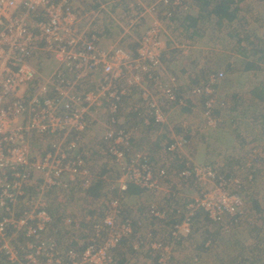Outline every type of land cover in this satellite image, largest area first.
Segmentation results:
<instances>
[{"label": "built area", "instance_id": "obj_1", "mask_svg": "<svg viewBox=\"0 0 264 264\" xmlns=\"http://www.w3.org/2000/svg\"><path fill=\"white\" fill-rule=\"evenodd\" d=\"M158 1L150 9L153 14H161L165 8L164 16L171 18L177 10H188L186 0ZM85 2L0 0V252L7 250L8 236L11 242L24 232L21 236L27 234L26 238L36 239L35 252L28 256L26 264H116L115 251L135 237V250H155L156 264H168L176 243L183 235L192 233L196 209L204 210L215 222L224 221L226 229L238 222L234 218L243 205L237 193L241 180L223 178L211 166L182 172L184 178L194 175L202 186L214 183V188L211 192L204 188L201 199L186 205L179 203L176 194L172 195L174 219L181 222L171 228L169 244L157 237L153 229L145 232L142 220L127 217L122 200L116 198L107 204L105 218L92 222L82 251L69 248L61 252L55 239L41 237L43 224L50 226L54 221L50 214L39 211L48 204L43 196L68 193L71 185L83 190L92 186L81 140L86 129L97 121L95 115L101 108L105 106L111 114L110 128L102 135L105 152L121 174L112 189L121 193L132 184L154 198L165 191L163 179L168 175L167 169H154L149 153L136 150L132 133L116 128L119 104L135 87L140 88L143 101L138 115L145 117L148 124H162L165 117L161 101L184 103L175 95L174 80L170 83L162 78L158 27L146 31L132 57L123 48L103 47L97 34L81 33L80 17L87 16ZM39 54L53 55L57 68L49 79L35 85L39 74L32 60ZM98 72L101 76L96 81ZM223 77V73L210 74L191 89L192 97L212 96ZM151 85L157 98L146 88ZM215 103L211 97L205 109L207 123L213 128L219 124L214 115ZM34 135L49 137L53 142V149L36 159L32 148ZM183 143H187L184 138ZM37 177L42 181L35 186ZM253 185L251 181L249 187ZM35 189L40 190L38 202L31 197ZM148 214L151 219L165 221L167 212L150 203ZM121 216L124 218L119 220ZM65 228L79 229L80 224L67 218ZM30 245L21 251L24 256ZM4 257L7 258L2 256L0 260Z\"/></svg>", "mask_w": 264, "mask_h": 264}, {"label": "rangeland", "instance_id": "obj_2", "mask_svg": "<svg viewBox=\"0 0 264 264\" xmlns=\"http://www.w3.org/2000/svg\"><path fill=\"white\" fill-rule=\"evenodd\" d=\"M157 1L86 0L84 12H87V16L80 17L79 28L83 35L96 33L101 39L100 44L103 47L110 45L120 47L134 57L141 46L146 31L154 26L158 27L159 41L162 43L160 48L162 78L170 83L174 80L175 95L184 103L181 105L180 102L161 101L163 103V117L165 118H163L164 123L160 125L168 123L169 120L170 127L158 128L154 126V122L148 124L145 117L138 115L143 99L142 91L135 87L131 95L125 97L119 104L116 128L127 129L134 135L136 150L149 153L154 169L164 167L168 170V175L163 179L165 191H162L160 196L153 198L151 193L141 191L138 188L137 190L132 189L126 194L119 193L117 189H112L113 183L119 180L121 174L116 162L105 152L106 144L102 140V135L106 129L110 128L108 122L111 114L104 106L99 110V113H96L97 121L86 129L81 140V151L86 153L85 162L91 171L92 186L88 190H83L71 185L69 186L71 191L68 193L62 194L61 191L58 194H45L43 197L48 204L39 211H44L47 215L51 211L55 222L53 221L50 226H47V222L43 224L44 229L41 232V237L43 240L47 237L55 239L61 252L67 248L83 247L87 241L88 229L92 222H101L105 218L107 204L117 197L116 199L122 200L127 217L142 220L145 222V232L149 230L148 228L153 229L157 237L166 241L169 239V231L173 226L171 222H173L172 218L174 217L172 209L175 205V199L172 195L176 194L177 198L181 200L180 203H194V201L201 199V191L204 188L207 189V192H211L214 188V183L202 186L194 175L183 179L179 175L180 171L186 164L187 167L193 166L194 170L195 168L202 169L211 166L223 178L231 177L241 180L239 181L241 187L237 188V193L240 194L243 205L238 211H243L246 216L239 229H235V232H242V240L236 243L235 239H228L227 236L232 233H225L221 229V225L206 221L204 216L206 214L210 218L209 214L199 209L198 213L202 211L205 214L193 221V233H191L193 236L181 245L174 246L173 250L176 252H171L172 259L169 260L171 262L168 264H231L235 258L238 259L240 252H242L241 264H264V128L262 126L264 104H261L260 101L257 102L255 97L253 98L247 93L244 95L240 93L243 88L250 89L251 87L248 85L253 84L254 87L256 83L264 80L263 72L257 74L254 71L242 72L244 65L242 62L247 60L243 57L244 50L250 51L254 47L264 45V42H260L259 45L258 41L252 37H249L248 41V36L252 35L254 30L259 33L261 25L264 24L259 20L256 9L262 0L251 1V8H255L254 12L241 13V16H245L246 27V33H243L242 29L243 34L239 37L242 41L229 33L232 31L230 25H227L228 28L224 27L215 33L211 31L213 28L211 30L206 29L207 36H196L198 37L197 40L191 38L187 31L191 33L192 31L185 30L184 26L181 25L179 10L176 11V16L171 18L164 16L165 8H162L161 14L151 13L152 5ZM187 2L191 8L197 4L203 9L201 0H187ZM116 3L119 4L117 8L115 7ZM213 21H209L210 24H206L205 27L215 24ZM105 28L110 30V34L104 33ZM89 29L91 31H88ZM193 40L196 44L190 43ZM200 42L202 44L209 42L208 48L211 47V49H198ZM52 57L54 56L50 54L35 55L32 63L37 74H39L35 85L49 79L57 68ZM208 57L211 59L210 61H207ZM249 59L253 60L254 58L249 57ZM210 72L211 74H224V77L214 88L216 91L214 90L213 98L218 100L223 95L228 97L225 103L226 110L222 109V117L221 115L215 116L221 126L224 124L226 128H229V130L223 131L224 135L221 136L217 135L216 128L208 125V120L205 117L206 103L210 100L209 96H206L209 98L207 100L203 97L205 95L192 97L190 93L191 89L195 85L201 84ZM100 76L101 73L98 72L94 80ZM152 87L153 85L146 86L153 97L157 98ZM231 90L233 91L231 92ZM137 93L141 95L140 100L138 97L131 99L132 95ZM126 99H131V101H126ZM244 104L249 109H245L246 111L242 109L241 112L243 113L235 111L240 106L244 108ZM234 106L237 109H231ZM229 111L238 113L237 117L242 120L247 118L245 124H235L239 126L237 132L234 129L235 121L233 120L236 115H228ZM225 117L229 118L226 120ZM69 124L71 127L73 122ZM155 125L159 124L156 123ZM222 128L224 129L223 126ZM225 133L233 136V139H227ZM184 136L188 138L186 144L183 143ZM211 136L214 138L211 139ZM252 143H257V147H252ZM32 148L35 149L36 159L43 156L44 152L52 150L53 142L49 137L42 139L34 135ZM214 148L217 158L211 161L209 154ZM251 172L255 173L256 184L249 187ZM33 178L35 179V173ZM41 181V178L37 177L35 186H38ZM99 181L103 182L102 186L94 187ZM95 190L98 192V196L102 193L100 198L94 196ZM39 191L35 189L31 192V197L35 202L40 200ZM213 195L214 192L211 196ZM150 203H156L161 211L167 212L165 221L149 217ZM18 210L19 208H17ZM67 218L78 222L80 228L67 230L65 228ZM122 218L124 217L121 216L119 220ZM23 233L21 232V235ZM208 234L212 235L210 241L206 239ZM21 235L17 240L11 242L8 236V248L0 252V255L7 256V258L1 259L3 264H26L28 256L35 252L36 239L34 237L26 238L28 237L27 234L26 237ZM243 242L248 244L245 246ZM135 243V237L131 238L129 242H123V245L114 254L116 264L120 262L125 264L155 263L153 261L155 254L151 249L142 247L141 250H135L133 247ZM28 244L31 245L26 250L27 255L24 256L25 252L21 251ZM209 244L211 245L210 248H204L205 245L208 246ZM196 252H203L198 261L195 259L196 254H198ZM222 252L225 260H221L220 256H215L216 253Z\"/></svg>", "mask_w": 264, "mask_h": 264}, {"label": "trees", "instance_id": "obj_3", "mask_svg": "<svg viewBox=\"0 0 264 264\" xmlns=\"http://www.w3.org/2000/svg\"><path fill=\"white\" fill-rule=\"evenodd\" d=\"M251 1L252 0H201L202 5H203V9H201V7L197 6V4H196L193 8H191V6L189 5V10L188 11L180 12V17H181V21H182L181 25L184 26L185 30L194 31L193 33H191L190 31H187V34H189L191 37H192V34H193V36L205 37V36H207V34H206L207 30L206 29L211 30V28H213L211 31L213 33H215V32L220 31V29H222L224 27L228 28L227 25H230L231 28H232V31L229 32V33L232 36L235 35L237 38H239L241 36V34L246 33V27H245V23H244V20H245L244 17L245 16H241V13L244 12V14H246L247 12H250V11L254 12L255 11L254 10L255 8H251ZM115 7L116 8L119 7V4L116 3ZM256 9H257L258 14H259V20H261V22H264V0L260 1L259 5L257 6ZM213 19H214V21H213ZM209 21H213V23H215V24L210 25V26H208L206 28L205 27L206 24L207 25L210 24ZM200 29H201V32L205 31V33H201L199 31ZM242 29L244 31L243 33H242ZM104 33L105 34H110V30L105 28L104 29ZM249 37H252L253 39L255 38V41H258L257 43L259 45L261 44L260 42H264V24L261 25L259 33H257V30H254L253 34L248 36V41H249ZM239 41H242V39L239 38ZM243 57L247 58V60L242 62V63H244V65L242 67V72L243 73H249V72H252V71H254L256 74L259 73V72H263L264 73V45H262L260 47H258V46L254 47L250 51L249 50H247V51L244 50ZM249 57H253L254 59L250 60ZM210 74H211V72L208 73V76ZM195 86H197V85H195ZM248 86L251 87V88L249 87L251 89V91H250V93H247V95H249V96L251 95V97H253V98L255 97L254 99H256L257 102L260 101L261 104H264V80L259 81L258 84L256 83L254 85V87H253V84H250ZM245 89L246 88H243V90L240 93L243 94V95L246 94V91H244ZM203 97L206 98V96H203ZM211 97H213V95L209 96V98H211ZM209 98H206V99L209 100ZM227 100H228V97L225 96V95H224V98L221 97L220 99L216 100V108H215V111H214V115L215 116L218 117L219 115H221V117H222V114H223L222 109H224V111L226 110V106H225L226 104L225 103H226ZM218 103H221V104H218ZM246 106L247 105H244V108ZM227 107H228V105H227ZM244 108L243 107L241 108V106H240L239 109L235 110V111H241ZM231 109H237V107L234 106ZM244 111H246V110L244 109ZM225 118L227 120V118H229V117H225ZM226 120H225V122H226ZM233 120L235 121V118H233ZM262 122H263L262 126L264 128V114L262 116ZM222 126L225 127L224 124ZM184 139L188 140V138L185 137V136H184ZM187 169L192 170L193 166L187 167V164L184 165L183 169L179 173L181 178L184 179V177L181 176V174H182V172H184ZM167 172H168V170H167ZM249 177L252 178L251 181L253 182V184H256L255 173L251 172ZM251 181H250V184H251ZM102 183L103 182L99 181L94 187L102 186ZM98 184H100V185H98ZM132 189H136L137 190V188L134 185L129 184L128 191H124V192H121V193L122 194H126V193L130 192ZM119 193H120V191H119ZM93 194H94V196H97L99 198L102 195V193H101V195L98 196L99 194H98V192L96 190L93 192ZM115 198H117V197H115ZM180 201H179V203H180ZM180 204L184 205V203H182V202ZM257 208H258V206H257ZM198 210L199 209H196V211H195L196 217H194L195 216L194 215L193 218H192V221L198 220L199 218H201L203 216V214H205L204 212H202L204 210H202L199 213H198ZM50 215L53 216L51 211H50ZM245 216H246V214L243 211L241 213H237V215H236V217L234 219H237L238 222L235 225H232V227L230 229H226V224H225L224 221L215 222V221L211 220L206 214H205L204 217H205L206 221H210L211 223L221 225L222 226L221 229L224 230L225 233H228V232L230 233L231 232L232 234L228 235L227 238L228 239H235L236 243H239L240 240H242V236H241L242 232L236 233L235 229H239V227L243 223V219H244ZM52 218H54V217H52ZM226 218H228V216H226ZM172 220H173V222H171V225L173 224V226L175 224L181 222V220H176V219H174V217L172 218ZM54 222H55V218H54ZM191 236H193V234L183 235L181 237V239L176 243V245L177 244L181 245L182 243L185 242V240L189 239ZM169 238H170V235H169ZM206 239H209V241H210V239H212V235L208 234ZM165 242L168 243L169 239L166 240ZM86 243H87V241H86ZM86 243H85V245H86ZM124 243H126V242H124ZM211 244H212V242H211ZM243 244L246 246L248 243L247 242H243ZM83 247H79V248H75L74 247V248L75 249H79V250L82 251L84 249ZM210 247H211L210 244L208 246L207 245L204 246V248H206V249L210 248ZM151 251L154 254H158V252H156L155 250H151ZM172 252H176V250H173ZM196 253H198V254H196L195 259L198 261V260H200L201 255H202L203 252H196ZM240 254H242V252L239 253L238 259L235 258L234 261L231 264H241L240 260H241L242 255H240ZM156 256L157 255H154V257H155L154 260H153L155 262L154 264H156V262H157ZM215 256H220L221 260H225L226 259L223 256V252L222 253H216ZM171 259H172V255H171L170 260ZM0 263L3 264V261L1 260ZM221 263H223V262H221ZM118 264H125V263L124 262H120Z\"/></svg>", "mask_w": 264, "mask_h": 264}, {"label": "crops", "instance_id": "obj_4", "mask_svg": "<svg viewBox=\"0 0 264 264\" xmlns=\"http://www.w3.org/2000/svg\"><path fill=\"white\" fill-rule=\"evenodd\" d=\"M179 30H183V29H179ZM200 32H201V30H199ZM194 31H192V33H193ZM201 33H203V32H201ZM94 34H96V33H94ZM191 38H196V40H197V38L198 37H196V36H193L192 35V37ZM194 43V44H196L195 43V40H193V41H191L190 43ZM199 42V41H198ZM199 44V47H198V49L199 48H204V49H211V47L210 48H208L209 46V42L208 43H205V44H202L201 42L200 43H198ZM212 46V45H211ZM209 58V57H208ZM207 58V59H208ZM211 59L209 58L207 61H210ZM207 73V72H206ZM207 75V74H206ZM205 75V76H206ZM206 78H207V76H206ZM138 89H140V88H138ZM141 90V89H140ZM233 90H231V92H232ZM244 91H246V93H250V91H251V89H245ZM136 97H138V100H140V98H141V95H138V93L137 94H135V95H132V98L131 99H136ZM223 98H224V95L222 96ZM131 99H126V101H128V100H130L131 101ZM129 104H131V102H129ZM244 105H246V104H244ZM249 107L248 106H246L244 109H248ZM241 110V109H240ZM238 113H243V112H238ZM238 113H231L230 111L228 112V115H230V116H234V115H236L234 118H235V124H238V125H242V124H245L246 122H247V118L245 117V119H241V118H238L237 117V115H238ZM170 116V114L168 115V117ZM244 116V115H243ZM168 123H166V124H163V125H155L154 124V126H157L158 128H164V127H170V124H169V120L167 121ZM234 124V129L236 130V132L239 130V126H237V125H235ZM227 131V130H229V128L227 127H224V129L222 128V126L219 124L217 127H216V132H218L217 133V135L218 136H221V135H224L223 134V131ZM211 134V133H210ZM230 134H226L225 133V136H227L228 138L227 139H229V138H231V139H233V136H229ZM148 139H149V137H147ZM214 138V136H211V139H213ZM213 141V140H212ZM226 141V140H225ZM252 147H257V143H252V145H251ZM225 147V146H224ZM224 147H223V149H224ZM247 151H248V148L246 149ZM210 156H211V158L209 157V159L211 160V161H214V160H216V150H215V148H214V150H211L210 151V154H209ZM249 156H250V154H249ZM148 229H150V228H148ZM241 255V254H240Z\"/></svg>", "mask_w": 264, "mask_h": 264}, {"label": "clouds", "instance_id": "obj_5", "mask_svg": "<svg viewBox=\"0 0 264 264\" xmlns=\"http://www.w3.org/2000/svg\"><path fill=\"white\" fill-rule=\"evenodd\" d=\"M186 2H187V0H186ZM187 4H188V10H189V3L187 2ZM188 10H187V11H188ZM180 12H182V11H180ZM207 77H208V75H207ZM206 79H207V78H206ZM206 79H205V80H206ZM205 80H203V82H204ZM203 82H202V83H203ZM151 123H152V122H151ZM154 124H155V123H154ZM133 139H134V135H133ZM134 144H135V141H134Z\"/></svg>", "mask_w": 264, "mask_h": 264}]
</instances>
